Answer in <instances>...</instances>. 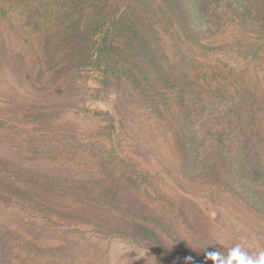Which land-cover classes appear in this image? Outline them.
I'll use <instances>...</instances> for the list:
<instances>
[{"label":"rangeland","instance_id":"rangeland-1","mask_svg":"<svg viewBox=\"0 0 264 264\" xmlns=\"http://www.w3.org/2000/svg\"><path fill=\"white\" fill-rule=\"evenodd\" d=\"M146 3H122V12L153 45L162 46L166 23H156L149 12L164 3ZM7 20H0V264H204L206 251L227 254L237 244L252 256L264 252V219L244 203L249 196L236 195L224 180L185 171L178 137L188 130L170 112L177 114L180 100L167 103V111L126 78L119 83L97 68H78L76 61L52 76L44 70L38 34ZM220 25L216 33L191 37L208 48L194 44L191 57L209 74L215 68L217 83L229 85L230 95L216 103L236 108L230 116H241L244 125L246 109L240 106L253 104L248 108L264 136V30ZM229 73L235 79H225ZM220 123L211 129H232L234 122ZM213 143L205 148L208 156L222 145ZM230 150L236 157L233 145ZM32 183L46 189L33 191ZM78 184L97 187L120 212L89 207L57 191L59 185ZM137 223L154 231L159 242L131 236Z\"/></svg>","mask_w":264,"mask_h":264},{"label":"trees","instance_id":"trees-1","mask_svg":"<svg viewBox=\"0 0 264 264\" xmlns=\"http://www.w3.org/2000/svg\"><path fill=\"white\" fill-rule=\"evenodd\" d=\"M152 1L0 0V20L8 19L10 23V16L38 34L45 60L44 70L52 71V76L63 69H70L69 63L76 61L75 66L78 68H97L106 76H116L119 83L126 78L146 100L158 101L167 111L170 101H174L175 97L180 100L179 108L176 107L177 114L170 112L179 117L181 125L188 130L181 140L178 137L183 142L181 151L187 156L183 161L187 167L185 171L201 173L202 178L215 182L224 180V186L233 188L236 195L240 192L249 196V201L244 203L254 214L264 219V136L258 130V116L248 108L253 104L248 102L244 103L245 107L240 106L246 109L243 114L246 118L244 125L241 116H230L235 115L236 108L230 111L216 103L219 98L230 95L229 85L225 87L217 83L218 71L214 68L209 74L203 70L205 65L200 59L191 57L195 55L192 49L194 44L199 49L208 50L200 41H191V37L200 38L209 35V32L216 33L222 27L220 23L238 22L244 24L246 29L252 26L264 30V1L161 0L164 7L157 6L149 14L155 16L156 23H166L163 31L166 40L162 37V46L153 45L137 29L133 17L122 12V3L127 8L133 2L143 5L144 2ZM256 2L263 5L258 7ZM227 15L229 19H225ZM41 71L36 76L39 83L45 74ZM228 77L235 79L232 73L224 78ZM202 79L208 81L200 84ZM205 86H209L207 88L210 91L206 92ZM166 90L172 96L167 95ZM197 101L202 102L201 105H197ZM252 116L253 120H249ZM221 121L234 122L232 129H211L212 126L221 125ZM215 141H220L222 145L212 156L206 155L205 148ZM232 145L238 153L236 157L231 153ZM38 186L46 189L44 184L32 183L28 187L34 191ZM59 186L58 192H63L83 205L120 212L117 207H113V200L103 196L94 185ZM111 187L113 185L107 190L112 191ZM10 190L17 193L20 191L12 186ZM19 194L26 196L28 193L20 191ZM93 224L99 227L97 223ZM136 227L131 236L140 238L146 235L159 242L155 232L147 226L137 223Z\"/></svg>","mask_w":264,"mask_h":264},{"label":"clouds","instance_id":"clouds-1","mask_svg":"<svg viewBox=\"0 0 264 264\" xmlns=\"http://www.w3.org/2000/svg\"><path fill=\"white\" fill-rule=\"evenodd\" d=\"M191 260V257L188 258ZM211 260L212 264H264V252L256 256L249 255L239 244L233 246L223 254L218 250L205 252V264Z\"/></svg>","mask_w":264,"mask_h":264}]
</instances>
